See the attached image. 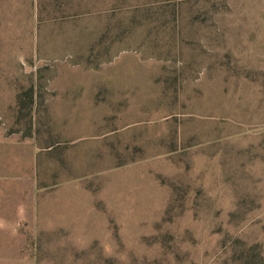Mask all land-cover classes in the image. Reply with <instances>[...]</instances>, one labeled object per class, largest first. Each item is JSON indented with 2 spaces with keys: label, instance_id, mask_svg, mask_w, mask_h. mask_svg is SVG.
<instances>
[{
  "label": "rangeland",
  "instance_id": "rangeland-1",
  "mask_svg": "<svg viewBox=\"0 0 264 264\" xmlns=\"http://www.w3.org/2000/svg\"><path fill=\"white\" fill-rule=\"evenodd\" d=\"M0 264H264V0H0Z\"/></svg>",
  "mask_w": 264,
  "mask_h": 264
}]
</instances>
